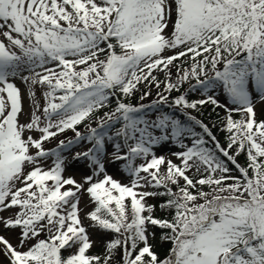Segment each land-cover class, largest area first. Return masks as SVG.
<instances>
[{
    "label": "snow or ice",
    "instance_id": "1",
    "mask_svg": "<svg viewBox=\"0 0 264 264\" xmlns=\"http://www.w3.org/2000/svg\"><path fill=\"white\" fill-rule=\"evenodd\" d=\"M0 264H264V0H0Z\"/></svg>",
    "mask_w": 264,
    "mask_h": 264
},
{
    "label": "rangeland",
    "instance_id": "2",
    "mask_svg": "<svg viewBox=\"0 0 264 264\" xmlns=\"http://www.w3.org/2000/svg\"><path fill=\"white\" fill-rule=\"evenodd\" d=\"M26 103H27V102H26ZM66 135L69 137V136H72L73 134H72L71 132H69V133H67ZM54 146H55L54 143H53V144H49V145H47V147H54ZM67 174H68V175H74L78 180L80 179V173H79L78 170H70Z\"/></svg>",
    "mask_w": 264,
    "mask_h": 264
},
{
    "label": "trees",
    "instance_id": "3",
    "mask_svg": "<svg viewBox=\"0 0 264 264\" xmlns=\"http://www.w3.org/2000/svg\"><path fill=\"white\" fill-rule=\"evenodd\" d=\"M206 115H207V113H206ZM212 118H215V114L214 113H213ZM217 135H221V134L220 133H217ZM69 137H71V136H69Z\"/></svg>",
    "mask_w": 264,
    "mask_h": 264
}]
</instances>
